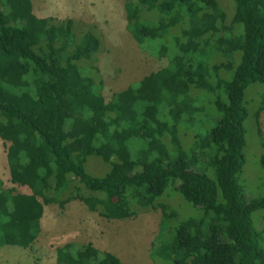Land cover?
<instances>
[{
	"label": "trees",
	"instance_id": "obj_1",
	"mask_svg": "<svg viewBox=\"0 0 264 264\" xmlns=\"http://www.w3.org/2000/svg\"><path fill=\"white\" fill-rule=\"evenodd\" d=\"M229 2L231 20L218 0H124L127 31L142 52L147 43L167 63L107 101L91 66L101 48L94 26L39 17L31 0H0V138L14 134L8 167L29 191L14 194L0 177V249L30 248L46 205L79 200L107 220L130 219L135 207L160 209L155 264H264L252 221L264 211V193L248 201L239 184L245 93L264 84V0ZM219 55L226 61L212 63ZM263 110L264 93L254 115L264 171ZM202 115L211 127L186 151L180 129ZM92 157L108 171L89 173ZM170 182L201 218L174 225L177 211L159 202ZM56 264L122 262L92 243H67Z\"/></svg>",
	"mask_w": 264,
	"mask_h": 264
},
{
	"label": "rangeland",
	"instance_id": "obj_2",
	"mask_svg": "<svg viewBox=\"0 0 264 264\" xmlns=\"http://www.w3.org/2000/svg\"><path fill=\"white\" fill-rule=\"evenodd\" d=\"M34 12L39 17L71 18L77 23L92 25L93 32L99 35L101 48L94 61L91 62L93 76L102 83V94L108 101L113 94L121 92L131 84L148 79L152 73L165 66L167 59H156L155 48L145 43V51L139 47L126 29L124 0H31ZM227 11L228 20L233 17V8L229 0H218ZM87 27H83L84 29ZM144 51V50H143ZM226 59L214 56L212 63H222ZM220 76L225 77L223 70ZM264 84H253L246 90L245 107L248 115L244 122L246 147L245 164L239 177L246 199L251 201L264 193V171L259 166L262 153L257 142V128L254 115L261 107V96ZM201 104L204 98L199 97ZM200 104V107L203 105ZM202 123L194 120V127L180 129V138L186 151H192L198 131L205 132L211 127L202 115ZM259 129L264 140V110L259 113ZM146 121L140 125L143 126ZM14 134L8 133L7 139L0 138V177L6 189H14L16 193L29 192L20 181H12V172L8 167L6 148L12 143ZM198 165V164H197ZM87 171L101 176L108 171V166L97 158H90ZM202 170V166H193ZM204 169V168H203ZM206 173L211 175L213 169L207 167ZM178 182H170L159 202L171 206L178 213L174 225L184 220L201 218L203 210L193 206L183 198L176 186ZM136 215L126 220H107L96 212H91L79 200H74L64 208L57 204L45 206L41 220V232L34 244L24 249L17 246H4L0 249V264H56V249L67 243L88 244L116 255L122 264H155L152 258V243L159 232L162 218L161 210H142L135 207ZM264 211L252 215L253 228L258 233L257 242L264 245ZM213 215L206 218L202 228ZM233 229V228H231ZM202 230V232H201Z\"/></svg>",
	"mask_w": 264,
	"mask_h": 264
}]
</instances>
